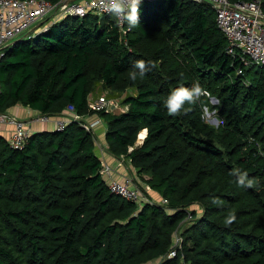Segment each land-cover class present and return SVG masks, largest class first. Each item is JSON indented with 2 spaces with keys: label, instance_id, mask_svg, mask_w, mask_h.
Segmentation results:
<instances>
[{
  "label": "trees",
  "instance_id": "trees-1",
  "mask_svg": "<svg viewBox=\"0 0 264 264\" xmlns=\"http://www.w3.org/2000/svg\"><path fill=\"white\" fill-rule=\"evenodd\" d=\"M138 16L129 30L111 15H52L1 47L0 114L70 107L86 118L98 90L122 95L126 110L94 113L107 151L166 203L111 192L95 131L78 122L31 131L21 149L0 134V264H264V65L227 53L210 5L141 0ZM138 60L148 71L131 80ZM196 83L217 100V126L201 116L203 95L178 115L164 108L171 90ZM245 172L260 186L239 187Z\"/></svg>",
  "mask_w": 264,
  "mask_h": 264
},
{
  "label": "built area",
  "instance_id": "built-area-1",
  "mask_svg": "<svg viewBox=\"0 0 264 264\" xmlns=\"http://www.w3.org/2000/svg\"><path fill=\"white\" fill-rule=\"evenodd\" d=\"M194 2H207L214 9L216 24L224 34L227 41V53L237 56L243 66L264 65V13L258 0L253 2H235L229 0H192ZM102 0H72L66 2L62 0L56 5H52L45 0H0V48L6 46L18 38L28 36L31 30L40 21L48 16H73L84 17L88 13L97 15H109L101 7ZM112 16V15H111ZM114 17V16H113ZM118 26L123 24L114 17ZM237 73H241L238 68ZM113 103L105 95L96 99H90L88 106L94 113L113 111ZM124 111L121 109L119 112ZM65 114L67 117H60L55 120V129L62 130L69 121L80 123L83 129L91 132L100 124V119L85 121V118L75 114L70 107ZM50 116L39 115L34 121L47 122ZM0 124L12 126V130L7 137L8 144L14 149H21L29 135L25 121L9 116L6 113L0 114ZM96 125V126H95ZM122 159V158H121ZM102 163V162H101ZM112 170L107 164L102 163L101 174L107 179L111 192L120 197L142 204L143 202L165 204L166 200H156L144 194L136 185L138 179L132 176H125L119 180L112 176ZM146 191H150L145 187ZM174 244L167 257L175 255V247L180 241V237L175 235Z\"/></svg>",
  "mask_w": 264,
  "mask_h": 264
},
{
  "label": "clouds",
  "instance_id": "clouds-1",
  "mask_svg": "<svg viewBox=\"0 0 264 264\" xmlns=\"http://www.w3.org/2000/svg\"><path fill=\"white\" fill-rule=\"evenodd\" d=\"M140 3L141 0H102L101 7L107 14L116 17L120 23L126 25L129 30H132L140 26L138 16ZM147 71L148 68L145 61L138 60L134 64L133 70L129 73V78L135 80L137 76L143 77ZM202 94L203 90L198 83L193 84L191 87L180 86L168 93L163 100V105L169 115L175 116L182 111L186 104L191 105L198 101ZM139 135L140 133L138 134V140H143L139 139ZM236 183L241 188L251 187L253 183L260 186V181L248 179L246 172L238 174ZM234 218L233 214L230 219Z\"/></svg>",
  "mask_w": 264,
  "mask_h": 264
},
{
  "label": "crops",
  "instance_id": "crops-1",
  "mask_svg": "<svg viewBox=\"0 0 264 264\" xmlns=\"http://www.w3.org/2000/svg\"><path fill=\"white\" fill-rule=\"evenodd\" d=\"M122 107H123L122 108L123 110L126 109V106L122 105ZM6 114L9 116L15 117L19 120L25 121V123L27 124L26 128L29 130V132L38 131V130L39 131H53L55 128V120L60 118L61 116L67 117L68 115L65 113L61 115H54V116H50L47 122H37L34 120L39 116V114L21 105L13 106L12 108L9 109V111H7ZM86 118L90 119V121H93L94 119H96V116L93 115L91 117H86ZM99 119H100V124H98L94 129L95 134L97 136V139L95 140V153L97 157L100 159V161L103 164H107L109 166L113 165L112 167L114 168V170H112L113 177L118 178L119 180H123L126 175L130 174L132 176L131 170L132 172L134 170L129 168V164H126L125 162L126 160L113 157L107 151L105 140L104 142L101 141L102 138L104 139L105 131H103V128H102L104 124L103 120L101 118ZM11 130H12L11 125L0 124V134L5 136L6 138L9 136ZM151 194L154 197H156V194L154 192H151ZM148 264H158V260L155 259Z\"/></svg>",
  "mask_w": 264,
  "mask_h": 264
},
{
  "label": "rangeland",
  "instance_id": "rangeland-1",
  "mask_svg": "<svg viewBox=\"0 0 264 264\" xmlns=\"http://www.w3.org/2000/svg\"><path fill=\"white\" fill-rule=\"evenodd\" d=\"M102 95H105L106 98L113 103V105H111L112 106L111 109L113 110V111H111L112 113H118L123 108L121 103H120L122 95L113 94L109 90H104V91H99L98 90L95 94H93L91 96V99L92 100L96 99L97 97L102 96ZM202 95L207 98L208 105H205V103L202 102L203 105L201 107V109H202V115L201 116H202L203 120L205 122H207L208 124L213 125V126H217L219 124V121L217 119L218 118L217 112L215 111V109L210 108V105H215L217 103V100L215 98L209 96L208 92H206L204 90H203V94ZM93 115H95V114L91 113L89 115V117H91ZM95 116H96V118L98 117L97 115H95ZM85 119H86L85 121L90 122V119H88V118H85ZM102 128H103V131H105V123L103 124ZM143 133H145V132H143ZM145 134H143L144 137H145ZM143 138H141V139H143ZM139 139H140V137H139ZM101 141L104 142V139L102 138ZM125 162H126V164H128L127 161H125ZM110 167L112 168L113 165H111ZM131 172H132V170H131ZM132 174H134V171H133ZM129 175H126V176H129ZM145 190H146V188H145ZM151 192L152 191L149 192V190H148V193H149L148 196L151 197V198L157 199L158 197L155 198L153 195H151Z\"/></svg>",
  "mask_w": 264,
  "mask_h": 264
},
{
  "label": "water",
  "instance_id": "water-1",
  "mask_svg": "<svg viewBox=\"0 0 264 264\" xmlns=\"http://www.w3.org/2000/svg\"><path fill=\"white\" fill-rule=\"evenodd\" d=\"M68 1H72V0H66V2H68ZM199 3L210 5L209 3L204 2V1H201V2H199ZM17 40H18V39L14 40L13 43L17 42Z\"/></svg>",
  "mask_w": 264,
  "mask_h": 264
},
{
  "label": "bare ground",
  "instance_id": "bare-ground-1",
  "mask_svg": "<svg viewBox=\"0 0 264 264\" xmlns=\"http://www.w3.org/2000/svg\"><path fill=\"white\" fill-rule=\"evenodd\" d=\"M143 134H145V133L140 132V135H139L140 139L144 137Z\"/></svg>",
  "mask_w": 264,
  "mask_h": 264
}]
</instances>
